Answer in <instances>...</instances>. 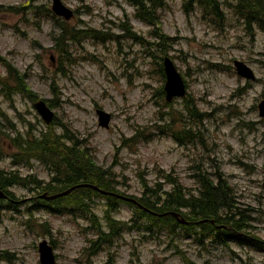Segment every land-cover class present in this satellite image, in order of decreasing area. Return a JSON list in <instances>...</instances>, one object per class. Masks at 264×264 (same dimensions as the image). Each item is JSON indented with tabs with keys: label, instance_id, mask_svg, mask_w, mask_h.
Instances as JSON below:
<instances>
[{
	"label": "rangeland",
	"instance_id": "obj_1",
	"mask_svg": "<svg viewBox=\"0 0 264 264\" xmlns=\"http://www.w3.org/2000/svg\"><path fill=\"white\" fill-rule=\"evenodd\" d=\"M62 1L75 13L65 23V43L64 22L47 19L52 0H0V8L22 9L0 13V77L9 79V65L25 81L17 86L9 79L13 92L0 84V171L49 184L56 174L42 162L13 164L9 155L18 149L10 138L41 139L52 128L71 146L65 141L69 129L75 142H86L97 166L111 173L120 195L140 199L147 185H160L164 195L175 182L191 200L200 198L203 181L221 183L244 231L227 244L201 230L150 232L141 223L132 231L124 225L132 226L131 203L120 200L111 219L123 224V232L102 248L98 229L82 209L64 202L28 213L40 196L32 182L11 188L17 200L0 211V264H41L43 241L53 246L58 264H185L186 258L194 264H264V30L258 24L252 33L246 30L245 19L233 10L237 0H223L224 21L198 8L187 13L188 0H165L160 27L173 39L168 57L193 98L177 99L169 108L158 93L166 85L158 63L123 30L128 24L148 43L154 42L153 27L137 20L124 0ZM87 31L99 37H87ZM236 61L256 79L240 77ZM39 100L52 105L51 126L36 109ZM98 111L112 116L109 129L100 127ZM88 201V211L110 232L106 200Z\"/></svg>",
	"mask_w": 264,
	"mask_h": 264
},
{
	"label": "trees",
	"instance_id": "obj_2",
	"mask_svg": "<svg viewBox=\"0 0 264 264\" xmlns=\"http://www.w3.org/2000/svg\"><path fill=\"white\" fill-rule=\"evenodd\" d=\"M124 1L134 8V17L137 20L153 27L151 34L154 36V42L148 41V43H146L145 39L135 33L132 27H128V24L125 25L126 28L123 29L124 32L128 34V38L147 48L148 53L154 61L158 63V74L161 75L163 82L166 83L164 60L169 56V47H171L173 41L172 38L162 34L160 27V12L167 6L166 1ZM224 4L225 1L223 2V0H188L185 3L184 9L189 13L193 8H198L204 12L205 15L213 17L215 21H224ZM32 8L37 10L33 6ZM0 10V13L18 14L22 9L0 8ZM233 10L240 18L245 19L246 30L252 33V24H258L259 27L264 30V0H237V5L233 7ZM46 14L48 15L47 19L50 17L53 21H63V25H65L66 22L58 18L52 10L46 9ZM75 34L71 38L72 40H77V35ZM84 34L87 35V37H99L97 31H87ZM67 35V26H62L61 40H64V43ZM155 51L161 52L164 57H159L157 53L153 54ZM158 60H160V63ZM7 68L9 79L17 82V86L25 83L24 78H22L20 74L13 72V69L9 65H7ZM9 79H2L0 77V84L6 91L14 90V88L9 87L8 85ZM164 87L158 92L159 97L164 102L165 106L171 108V106L164 101V99H166ZM187 98L193 99L191 96H187ZM48 105L49 107H52V105ZM198 114L200 115V113ZM67 132L68 133L65 135V141L69 142L71 146H67V143L64 144L62 138L58 136L52 128L44 133L41 139H37L30 134L26 138H24V136L14 139L10 138V142L12 141L15 148L18 149L16 154L9 155L12 158L14 165L21 163H27L30 165L32 161H39L49 166L56 174V177L49 184H39L38 178L33 176L23 178L20 172L14 173L6 172L4 170L0 171V190L8 196V199L6 200L0 199V211L4 208H11L17 200L16 195L10 191L11 188L16 186L26 187L28 184L34 182L37 185L40 196L37 199L35 206L28 209V213L34 212L35 208L55 206L58 203L63 204L65 202V206L67 207L82 209L86 215L89 213V222L92 223L94 229H98L101 236L96 244H99L100 247L103 245L110 246V243L113 242L112 239L115 236H118L119 233L123 232V224L116 222L115 220L112 221L111 219V216L118 211L120 203H122L120 199L115 196L103 195L90 188L77 189L66 198L54 202H48L41 199L43 195H58L80 185H91L107 193L120 195L111 173L104 171L101 167L97 166L96 162L90 156V151L83 147L87 145L86 142L82 144L80 142H75V137L71 136L69 129ZM0 141L2 140L0 139ZM0 155H4V149L1 147ZM202 185L203 187L200 191V198L196 199L194 197L191 200L187 199L185 193L177 187L175 182L173 183V191L169 193L166 192L164 195L160 194L162 193V187L160 185H156L154 188H149L148 185L145 186L143 196L140 199L135 198L139 206L130 204L131 209L134 211V219L131 222L132 226L129 224L124 225L133 231L142 223V225H146L145 227L150 232H154V230L158 228H167L173 234H176L179 229H185L195 234H199L198 230H201L202 236H214L216 242L220 244H227L229 241L235 240L238 238L237 234L244 230L241 228L240 222L237 221L238 216L241 214L238 210H236V215L233 213L235 212L236 205H234L233 201H230V199L228 200L229 188L224 187L221 183L219 186H215L214 183H205V181H203ZM96 198H103V200H106L107 202L108 211L106 213V218L110 223V232L104 230L95 213L88 211L90 209L87 204V202H89L88 200L94 202ZM6 202H9V205H4ZM184 210H188V212L185 213ZM223 210L230 211V216L223 215ZM172 214L181 215L189 225H182ZM218 227L230 229H219ZM245 241V244H256L255 242H250L248 240ZM254 246L258 247L262 245L256 244ZM102 248H104V246ZM184 258L185 257H183V259ZM3 260L9 261L7 259ZM185 264L194 263L186 258Z\"/></svg>",
	"mask_w": 264,
	"mask_h": 264
},
{
	"label": "water",
	"instance_id": "obj_3",
	"mask_svg": "<svg viewBox=\"0 0 264 264\" xmlns=\"http://www.w3.org/2000/svg\"><path fill=\"white\" fill-rule=\"evenodd\" d=\"M53 7L52 10L56 16L65 19L66 21H71L74 18V12L69 9L62 0H52ZM2 62V57L0 56V63ZM235 66L239 75L248 80H255V75L253 70L249 68L246 64L242 62H235ZM165 74L167 78V83L165 86L166 99L168 103H172L176 98H183L186 96L187 90L186 85L183 80L182 75L176 68L174 62L170 58H166L164 62ZM36 109L39 112L42 119L47 123V125H51L55 119V113L47 106L46 102L40 101L36 104ZM261 116L264 117V102L260 105ZM99 115V123L101 128L109 129L110 123L112 120V116L105 111H98ZM79 188H90L99 193L107 195L108 193L103 192L97 187L91 185H80L75 187L65 193L56 195V196H43L42 198L47 201H55L59 198H63L71 194L75 189ZM7 196L4 192L0 190V199H5ZM120 199L134 203L138 205L137 201L128 197L120 196ZM181 224L187 225L188 222L182 218L179 214H172ZM40 256H41V264H57L55 251L53 247L49 244L48 241H43L39 246Z\"/></svg>",
	"mask_w": 264,
	"mask_h": 264
}]
</instances>
